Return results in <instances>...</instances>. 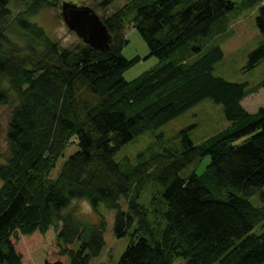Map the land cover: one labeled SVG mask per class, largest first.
<instances>
[{"label":"trees","instance_id":"obj_1","mask_svg":"<svg viewBox=\"0 0 264 264\" xmlns=\"http://www.w3.org/2000/svg\"><path fill=\"white\" fill-rule=\"evenodd\" d=\"M62 1L0 0V104L13 106L7 147L0 146V264H25L28 247L53 226L57 243L44 264H66L65 257L91 264L106 246V221L84 222L68 211L78 199L94 208L104 203L115 211V235L132 236L118 264H264V191L257 190L264 185V107L251 112L242 104L264 80L249 86L216 76L224 52L210 46L236 3L131 0L99 14L113 36L110 50L101 51L83 41L62 47L30 20ZM12 2L26 7L13 16ZM242 3L259 5L264 34V0ZM133 29L160 63L127 80L141 59L123 55ZM192 53L198 57L188 62ZM249 57L247 70L264 60V41ZM208 98L223 105L226 129L195 143L189 127L180 132L182 150L116 159L126 143ZM2 130L0 122V139ZM72 144L78 150L54 175ZM206 156L204 172L179 175ZM147 180L165 185L150 206L139 201ZM254 192L261 205L250 200Z\"/></svg>","mask_w":264,"mask_h":264},{"label":"rangeland","instance_id":"obj_2","mask_svg":"<svg viewBox=\"0 0 264 264\" xmlns=\"http://www.w3.org/2000/svg\"><path fill=\"white\" fill-rule=\"evenodd\" d=\"M130 1L116 0L106 9H102L98 5L103 0H72V2L79 5L84 4L95 8L96 12L103 16H110L118 9L129 4ZM233 1L236 3V7L228 13L223 31L215 36L210 43V46L219 45L224 52L222 60L215 65L214 74L231 82H247L250 84L249 86H257L264 80V60L253 69L247 70V66L249 64L250 53L264 41V34L259 30L256 21L259 5L245 6L242 3L243 0ZM25 7L26 3L16 4L12 2L10 4L13 16ZM30 20L41 26L62 47H71L81 41L78 35L67 27L61 17L59 8H44L38 14L31 16ZM10 32L14 36V39L21 42L22 45L24 44V40L19 37L14 28ZM126 38L128 41L124 46L123 55L127 59H132L136 56L141 57L138 63L125 72L124 76L127 80H132L144 71L159 65V58L150 54L149 47L138 29L129 31ZM197 57L198 53L189 54L187 61L192 62ZM242 104L251 112H256L259 108L264 107V88H259L256 93L245 97ZM12 109L13 106L11 104H0V122L3 128L0 139L2 150L7 147L5 127L10 119ZM229 125L230 122L225 115L223 105L208 98L168 123L158 128L147 130L126 143L117 153L116 159L122 161L125 157L134 158L139 153H143L144 160H147L152 155L163 152L165 149L182 150V138L180 136L182 130L191 127L189 130L191 139L195 143H200L215 133L226 129ZM76 150H78V147L75 144L70 145L66 149L64 156L57 163L54 175L58 173L64 162ZM210 161V156L195 160L183 169L179 175L187 178L193 172L201 174ZM164 188L165 185L160 182L147 180L140 192L139 201L142 204L150 206L154 194L164 190ZM257 190H260V192L264 191V185ZM249 198L255 205L262 204L256 192L249 196ZM122 203L123 208L127 210V205L124 202ZM71 209L75 210L76 216L84 222L98 223L102 218L106 221L104 232L106 246L100 256L95 258L91 264H118L128 248L132 236L130 234L126 237H117L115 235V211L108 209L104 203H100L97 208H94L85 199L74 200L72 207L68 211ZM262 231V226H258L254 230L257 234L262 233ZM56 243L57 232L53 226L40 236L37 244L28 247L24 263L44 264L52 258L51 253ZM63 262L67 264L69 263V259L65 257Z\"/></svg>","mask_w":264,"mask_h":264},{"label":"water","instance_id":"obj_3","mask_svg":"<svg viewBox=\"0 0 264 264\" xmlns=\"http://www.w3.org/2000/svg\"><path fill=\"white\" fill-rule=\"evenodd\" d=\"M60 13L67 27L76 32L85 43L97 50H110L113 36L91 6L63 1Z\"/></svg>","mask_w":264,"mask_h":264},{"label":"bare ground","instance_id":"obj_4","mask_svg":"<svg viewBox=\"0 0 264 264\" xmlns=\"http://www.w3.org/2000/svg\"><path fill=\"white\" fill-rule=\"evenodd\" d=\"M63 1H68V0H63ZM62 1V2H63ZM72 2V1H71ZM82 5H84V4H82ZM93 8V7H92ZM94 9V8H93ZM95 10V9H94ZM96 11V10H95ZM100 16V15H99ZM76 33V32H75ZM77 34V33H76ZM79 37V36H78ZM80 38V37H79ZM81 39V38H80ZM81 41H83V39H81ZM84 42V41H83ZM85 43V42H84ZM87 44V43H86ZM87 45H89V44H87ZM90 46V45H89ZM91 47V46H90ZM244 106V105H243Z\"/></svg>","mask_w":264,"mask_h":264},{"label":"crops","instance_id":"obj_5","mask_svg":"<svg viewBox=\"0 0 264 264\" xmlns=\"http://www.w3.org/2000/svg\"><path fill=\"white\" fill-rule=\"evenodd\" d=\"M248 110V109H247Z\"/></svg>","mask_w":264,"mask_h":264}]
</instances>
